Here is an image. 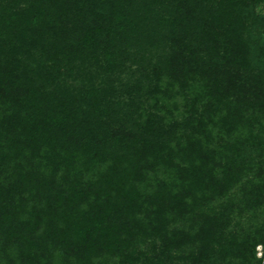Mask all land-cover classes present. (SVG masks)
Listing matches in <instances>:
<instances>
[{"label":"trees","instance_id":"obj_1","mask_svg":"<svg viewBox=\"0 0 264 264\" xmlns=\"http://www.w3.org/2000/svg\"><path fill=\"white\" fill-rule=\"evenodd\" d=\"M139 260L264 264V0H0V264Z\"/></svg>","mask_w":264,"mask_h":264},{"label":"rangeland","instance_id":"obj_2","mask_svg":"<svg viewBox=\"0 0 264 264\" xmlns=\"http://www.w3.org/2000/svg\"><path fill=\"white\" fill-rule=\"evenodd\" d=\"M125 159V157H124ZM116 167H114V174L112 173L110 167H107V170L104 171V179H110V181H112L111 183L114 185L115 183H119L121 184V182L123 180H125V178L129 177V173L130 170L128 167V165L126 164V160L124 162V164L121 165H115ZM131 174V173H130ZM98 177H96L95 180H97ZM102 176L99 178V181H97L98 183L97 186L101 185L102 182ZM112 185V188L114 189ZM123 185L125 186V184L123 183ZM116 187V186H115ZM119 189H115V191H110V190H106L105 188L102 187V191H95L92 194L89 195V198H87V201H85L86 203H84L83 205H79L77 207H75L74 203L77 199V195H79V193H75L76 191L74 190V194H72V196L70 197V203H69V208L70 210L68 211V215L65 216V220H67V218L71 221L74 222L76 225H78L76 228H78L80 230V232H82V235H84V232H86V236H88V234L90 233V228H91V224H92V229L93 231L96 229L102 230V232L105 230V232L103 233V235H105L102 238V241H104V243H107L111 240V227L113 222L110 221L108 218H106L107 214H112L113 209L111 208V203L109 201V197L114 198L115 200L117 199V197H119V192L124 190L123 193L127 192L128 189L122 186H119ZM85 188L82 187V190H84ZM119 191V192H118ZM112 192V194H110ZM97 194V195H95ZM112 195V196H111ZM106 199L107 201L104 203L103 200ZM88 200L92 201V204H88ZM114 200V201H115ZM103 206V211H101L100 215L98 214L96 217L93 214V212H97V209H99V207L102 208ZM71 207L73 209H71ZM100 210V209H99ZM63 212V208L60 209L59 213ZM74 217V218H73ZM77 218V219H76ZM76 219V220H75ZM59 222H62V219L58 218L57 219ZM100 225L99 228L95 225ZM85 225H90L87 227H84ZM71 229H74V227L72 226ZM56 233H58V230L56 228L55 230ZM70 233H72L71 237H73V235L76 233V230H70ZM110 234V235H109ZM73 242V241H72ZM75 246L80 245V247H82V243L81 241L78 239L77 241H74ZM143 247L149 251V252H153L156 251L157 247H159V244H154L152 245V243H150V241H146L143 245ZM155 249H154V248ZM153 248V249H152ZM112 249V248H110ZM109 249V250H110ZM107 250V249H106ZM147 252V253H149ZM256 252V257L259 258L262 256L263 254V248L261 246L256 247L255 249ZM153 254V253H152ZM155 254V253H154ZM95 263L90 262V264H98L99 262L94 261ZM141 260H139L138 264H140Z\"/></svg>","mask_w":264,"mask_h":264}]
</instances>
